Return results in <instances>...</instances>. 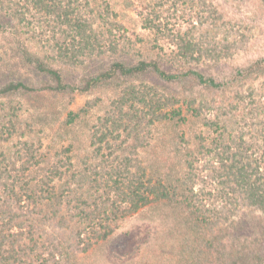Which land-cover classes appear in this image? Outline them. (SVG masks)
Here are the masks:
<instances>
[{
	"label": "trees",
	"instance_id": "1",
	"mask_svg": "<svg viewBox=\"0 0 264 264\" xmlns=\"http://www.w3.org/2000/svg\"><path fill=\"white\" fill-rule=\"evenodd\" d=\"M132 2L0 0V264H80L146 207L177 264H264V56L233 63L251 38L213 0ZM164 126L175 173L142 158Z\"/></svg>",
	"mask_w": 264,
	"mask_h": 264
},
{
	"label": "rangeland",
	"instance_id": "2",
	"mask_svg": "<svg viewBox=\"0 0 264 264\" xmlns=\"http://www.w3.org/2000/svg\"><path fill=\"white\" fill-rule=\"evenodd\" d=\"M131 1L113 0L116 12L126 24H133L137 19L138 11L141 10L137 3L133 4L132 2L131 7ZM213 1L221 7L227 20L237 23L240 30L251 38L245 48L235 55L232 60L233 63L245 65L258 57L264 56V14L258 9L257 2L255 3L254 0L246 3L231 0ZM11 65L17 67L13 69L14 72H17V77L23 76L26 78L32 75L28 72V69L18 67L17 62L11 63ZM3 71L5 72V68ZM86 101L87 97L77 98L70 105V109H80ZM40 103L54 112H62L64 109L62 105L52 102L46 96L36 95L30 100L31 105L38 104L39 106ZM183 110L185 112L187 109ZM179 125L173 124L172 126H178V130L185 129V127ZM161 130L162 133L157 134L154 142L142 152V158L146 166L154 161H161L164 165V167H161L167 173H175L176 169L171 171L169 156L162 153L163 146L168 144L165 142L163 134L167 135L172 128L164 126ZM46 142L49 141L46 140ZM160 165L157 162L153 163L154 168H159ZM119 225L118 230L111 239L98 245L87 254L81 255L79 257L80 264H143L145 262L150 264L158 261L166 264H177L178 258H180L177 252L180 248L178 249L179 245L175 242L176 235L171 233L172 227L158 211V207L142 208L133 216L123 220ZM257 238L260 240L262 237L258 234Z\"/></svg>",
	"mask_w": 264,
	"mask_h": 264
}]
</instances>
